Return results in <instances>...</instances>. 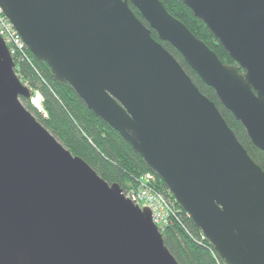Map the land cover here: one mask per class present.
<instances>
[{
    "label": "water",
    "instance_id": "water-1",
    "mask_svg": "<svg viewBox=\"0 0 264 264\" xmlns=\"http://www.w3.org/2000/svg\"><path fill=\"white\" fill-rule=\"evenodd\" d=\"M181 2L237 66L160 0H0V8L54 82L121 135L226 264H264V171L151 36L181 54L264 152V0ZM21 98L31 91L0 37V264H179L149 210L73 156Z\"/></svg>",
    "mask_w": 264,
    "mask_h": 264
},
{
    "label": "trees",
    "instance_id": "trees-1",
    "mask_svg": "<svg viewBox=\"0 0 264 264\" xmlns=\"http://www.w3.org/2000/svg\"><path fill=\"white\" fill-rule=\"evenodd\" d=\"M160 1L172 16L215 52L223 64L237 66L207 26L194 17L181 0ZM129 7L137 19L150 28L140 12L130 3ZM151 36L174 57L200 93L215 104L238 142L264 171V152L252 144L241 123L222 105L214 89L205 85L181 54L169 43L161 41L152 29ZM14 64L16 75L30 89L31 97L36 92L43 97V113L31 104L30 99L21 98L22 104L73 156L86 162L105 182L117 184L124 193L135 186L138 176L150 172L121 135L97 118L69 85L54 82L46 64H41L28 50L26 56L15 59ZM238 70L244 73L241 68ZM157 184L173 200L158 178ZM175 206L178 213L160 230V234L165 247L176 261L179 264H226L209 241L203 238V234L191 224L186 212L176 203Z\"/></svg>",
    "mask_w": 264,
    "mask_h": 264
},
{
    "label": "built area",
    "instance_id": "built-area-1",
    "mask_svg": "<svg viewBox=\"0 0 264 264\" xmlns=\"http://www.w3.org/2000/svg\"><path fill=\"white\" fill-rule=\"evenodd\" d=\"M0 37L5 43L12 60L26 56L27 47L13 27L10 20L0 8ZM35 103H39V93L33 95ZM136 180L135 187L126 190L123 194L140 209H147L151 213L152 222L160 231L164 229L171 218L178 213L175 202L158 188L157 178L151 172H146ZM188 216V215H187ZM204 239L205 236L202 235Z\"/></svg>",
    "mask_w": 264,
    "mask_h": 264
},
{
    "label": "rangeland",
    "instance_id": "rangeland-1",
    "mask_svg": "<svg viewBox=\"0 0 264 264\" xmlns=\"http://www.w3.org/2000/svg\"><path fill=\"white\" fill-rule=\"evenodd\" d=\"M15 59H18V58H15ZM14 59V60H15ZM14 62V61H13ZM233 66V65H232ZM26 85V84H25ZM37 94L39 93V92H36ZM36 93H34V94H36ZM35 97L34 96H32L31 97V99H30V102H31V104L40 112V113H43V111H42V103H43V97L40 95V93H39V99H38V104L37 103H35ZM55 137V136H54ZM56 138V137H55ZM57 139V138H56ZM58 140V139H57ZM59 141V140H58ZM60 142V141H59ZM61 143V142H60ZM141 176H138L137 177V179L138 178H140ZM137 182L135 181V184H136ZM135 187V186H134Z\"/></svg>",
    "mask_w": 264,
    "mask_h": 264
}]
</instances>
